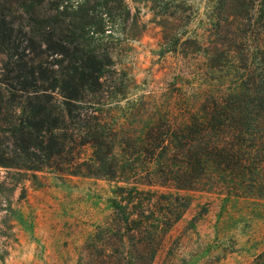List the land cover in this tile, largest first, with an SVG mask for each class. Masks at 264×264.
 Masks as SVG:
<instances>
[{
    "label": "rangeland",
    "instance_id": "374dc122",
    "mask_svg": "<svg viewBox=\"0 0 264 264\" xmlns=\"http://www.w3.org/2000/svg\"><path fill=\"white\" fill-rule=\"evenodd\" d=\"M123 3L129 19L111 30L106 81L83 106L106 140L74 151L68 171L82 174L0 168V264L98 263L113 251L106 242L122 253L123 201L151 234L135 241L157 249L153 264H264V198L235 192L213 164L179 168L235 131H264V36L247 22L250 5Z\"/></svg>",
    "mask_w": 264,
    "mask_h": 264
},
{
    "label": "trees",
    "instance_id": "16d2710c",
    "mask_svg": "<svg viewBox=\"0 0 264 264\" xmlns=\"http://www.w3.org/2000/svg\"><path fill=\"white\" fill-rule=\"evenodd\" d=\"M212 2L218 5L224 0ZM14 3L12 12L0 6V56L4 58L0 65V168L82 174L80 169L68 171L76 163L74 151L84 145L96 149L106 140V136L94 135L96 118L83 106L94 104L106 81L112 65L111 30L126 24L129 13L122 10L123 0ZM228 5L240 10L250 5L247 22L256 28L257 40L264 36V0H229ZM222 140L193 150L179 168L194 175L213 164L234 177L235 192L264 198V131H235L231 140ZM178 186L183 189L192 184ZM114 204L120 221L128 227V249L124 246L120 253L106 242L112 253L107 251L109 255L98 263L89 260L85 264H153L157 249L135 241L136 235L151 234L142 229L143 222L129 221L130 203ZM87 247L94 249L93 242Z\"/></svg>",
    "mask_w": 264,
    "mask_h": 264
}]
</instances>
